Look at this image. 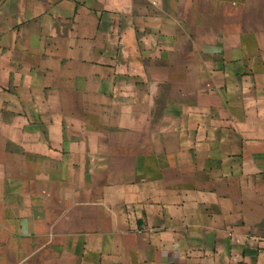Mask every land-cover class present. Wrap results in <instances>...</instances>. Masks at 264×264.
<instances>
[{
	"label": "crops",
	"instance_id": "crops-1",
	"mask_svg": "<svg viewBox=\"0 0 264 264\" xmlns=\"http://www.w3.org/2000/svg\"><path fill=\"white\" fill-rule=\"evenodd\" d=\"M0 264H264V0H0Z\"/></svg>",
	"mask_w": 264,
	"mask_h": 264
}]
</instances>
